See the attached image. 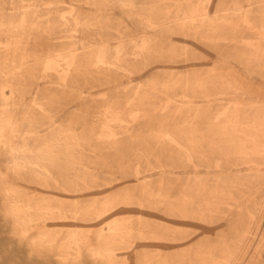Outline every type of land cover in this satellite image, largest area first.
Returning <instances> with one entry per match:
<instances>
[{
  "label": "rangeland",
  "instance_id": "rangeland-1",
  "mask_svg": "<svg viewBox=\"0 0 264 264\" xmlns=\"http://www.w3.org/2000/svg\"><path fill=\"white\" fill-rule=\"evenodd\" d=\"M0 1L4 13L34 10L42 20L80 16L95 23L85 31L57 32L54 41L45 34L33 42L43 59L70 47L79 48L72 53L77 58L69 60L70 69L53 64L23 74L31 87L18 93L29 104H43L41 110L33 107L38 117L30 145L35 152L45 149L59 129L73 128L82 135L91 127L108 128L112 136L85 135V142L74 147L60 136L52 162L34 167L50 182L28 185L32 194L58 197L70 215L95 205L102 214L92 221V247H98V231L118 221L163 239H136L130 264H143L144 252L154 254L158 248L187 252L180 264H202L198 254L234 250L244 232L240 257H232L230 264H264V149L245 136L251 131L246 125L264 115L262 0H225L220 17L229 23L210 29L204 24L197 33L179 36L170 28L140 25L101 2ZM134 1L160 14L188 7L179 9L174 2L180 0ZM233 4L240 14H231ZM215 11L212 7L211 16ZM119 17L126 24H119ZM92 50L108 66L97 68L91 60L98 57L83 56ZM235 114L238 119L227 122ZM100 115L108 120H98ZM4 160L0 156V165ZM90 259L86 248L82 264H107ZM0 264H42L17 243L1 216Z\"/></svg>",
  "mask_w": 264,
  "mask_h": 264
},
{
  "label": "bare ground",
  "instance_id": "bare-ground-1",
  "mask_svg": "<svg viewBox=\"0 0 264 264\" xmlns=\"http://www.w3.org/2000/svg\"><path fill=\"white\" fill-rule=\"evenodd\" d=\"M224 1L200 0L195 3L192 0L176 1L174 3L179 9L188 5L186 10L181 9L176 14H160L150 5L140 6L134 0H89L87 2L93 6L100 2L102 5L116 6L120 10V14L136 18L140 25L153 29L170 28L179 36L197 33L200 26L204 24H206L207 29H210L217 24L223 26L229 23L230 19L220 17V12L224 10ZM262 3H264V0H262ZM41 5L45 6L44 4ZM233 6L231 14H240L241 10L238 8V4H233ZM212 7L216 9L213 16L210 12ZM118 23L122 26L126 24L120 17ZM94 24L86 22L80 16L63 17L62 21L56 22L52 21L51 17L42 20L34 10H24L20 13L0 12V154L5 155V160L0 165V216L7 223L9 232L17 239V243L23 245L29 256L34 257L38 260V263L42 264H46L48 260H53L56 264H82L83 252L86 248L89 257L95 261L104 259L107 264H114L117 261L127 264L130 261L129 257L136 250L137 245L134 243L136 239H151L156 242L163 240L155 234L137 233L128 226L127 222L120 223L118 221L113 225L106 226V228H101L97 233L98 247H92L90 244L93 234L92 221L94 217H99L102 214L101 211L95 208V205L86 206L70 215L61 201L57 199L58 197L44 194L34 195L27 188L30 184H48L50 182L35 171L34 167L39 163L52 162L51 156L56 153L54 144L60 140V136L66 138L70 147L79 146L82 142H85V135L112 136V131L108 128L97 130L91 127L82 135L77 134L73 128L59 129L58 133L52 135L45 149L43 148L39 152L36 151V153L32 148L33 146L30 145V139L36 136L31 127L38 117L33 107L41 110L43 104L34 99L33 103L29 104L18 93L19 89L25 90L31 87L30 82L23 78V74H34L40 68L50 69L53 64L70 69L72 64L69 60L77 58V55L73 56L72 53L79 48L70 47L54 50L49 53L48 58L43 59L37 56L36 43L33 42L39 38H44L42 36L45 34L47 39L54 41L55 36L58 35L57 32L61 34L77 29L85 31ZM261 24L264 25V18H262ZM119 33L121 34V32ZM81 46L82 49L87 47L84 44ZM91 46L99 45H90L89 47ZM94 53L93 50L86 51L83 56H92L93 58ZM96 57L99 58L98 55ZM34 58H36V63L31 66L30 60ZM91 63L97 68H100L101 65H107L106 60L102 58H99L96 62L91 60ZM18 76L21 79L23 78L20 83L17 81V79H20ZM20 106H23L21 116H16L15 112L19 110ZM238 116V114H235L226 120L233 123L238 119ZM98 120H108V118L100 115ZM222 126V130H224L226 123ZM246 127L249 130L251 129L249 133L245 134L246 138L264 149V140L262 139L264 136V115L253 119ZM72 220H75L76 223L80 221L83 225H70L69 222H72ZM246 233L242 234L234 250L225 248L219 256L212 250L198 254L203 255L199 259L200 263L230 264L232 257H240L241 253H239L238 247H240ZM156 250L154 254L144 252L143 264H180L186 261L188 255L185 251L171 252L159 248Z\"/></svg>",
  "mask_w": 264,
  "mask_h": 264
}]
</instances>
